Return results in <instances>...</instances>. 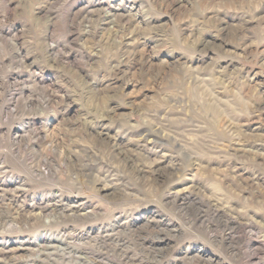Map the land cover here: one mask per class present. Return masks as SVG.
Here are the masks:
<instances>
[{
    "label": "rangeland",
    "instance_id": "374dc122",
    "mask_svg": "<svg viewBox=\"0 0 264 264\" xmlns=\"http://www.w3.org/2000/svg\"><path fill=\"white\" fill-rule=\"evenodd\" d=\"M0 264H264V0H0Z\"/></svg>",
    "mask_w": 264,
    "mask_h": 264
}]
</instances>
